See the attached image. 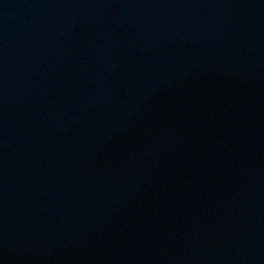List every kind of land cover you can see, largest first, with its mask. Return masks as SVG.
Masks as SVG:
<instances>
[{
	"label": "water",
	"instance_id": "obj_1",
	"mask_svg": "<svg viewBox=\"0 0 264 264\" xmlns=\"http://www.w3.org/2000/svg\"><path fill=\"white\" fill-rule=\"evenodd\" d=\"M0 264H264V0H0Z\"/></svg>",
	"mask_w": 264,
	"mask_h": 264
}]
</instances>
